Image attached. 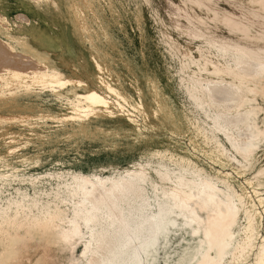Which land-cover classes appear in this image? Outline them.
<instances>
[{
  "label": "bare ground",
  "instance_id": "bare-ground-1",
  "mask_svg": "<svg viewBox=\"0 0 264 264\" xmlns=\"http://www.w3.org/2000/svg\"><path fill=\"white\" fill-rule=\"evenodd\" d=\"M41 2L22 0L21 6L32 10ZM4 4L0 0V99L9 101L21 88L49 86L61 108L44 117L71 123L74 131L67 137L87 134L91 118H116L118 127L96 129L113 136L115 147L120 131L134 145L149 143L159 160L106 175L62 168L30 173L25 170L39 162L38 156L15 157L30 139L2 129L0 264H156L170 233L179 231L194 245L187 244L173 262L166 253L165 264H264V193L258 187L264 167L247 176L264 151L259 116L264 105L257 102L258 96L264 101V0H248V6L234 0L151 6L162 40L179 58L180 82L204 117L202 124L187 115L191 133L156 81L147 78V102L140 86L130 81L137 99L94 54L90 68L82 56L73 58L72 26L92 41L91 0H68L71 22L59 17V30L38 27L24 12L10 19ZM217 26L239 38L221 35ZM54 63L70 73L59 76ZM37 118L34 111L0 115V121ZM37 135L50 141L47 134ZM202 162L215 174L205 172Z\"/></svg>",
  "mask_w": 264,
  "mask_h": 264
},
{
  "label": "rangeland",
  "instance_id": "rangeland-1",
  "mask_svg": "<svg viewBox=\"0 0 264 264\" xmlns=\"http://www.w3.org/2000/svg\"><path fill=\"white\" fill-rule=\"evenodd\" d=\"M4 1L6 13L13 20L18 12H24L38 27L50 30L60 29L57 21L59 17L71 22V16L68 13V0H43L39 7L32 10L24 9L21 6L22 0ZM91 1L96 14L95 21L92 22L88 19L92 25V41L89 40L87 33L83 37H79L72 26L69 35L75 50L73 58L82 56L84 58L82 60L86 61L84 65L90 68L92 66L91 56L94 54L100 61L109 64L115 74L118 73L128 91L137 99H139L138 94L130 81L140 86L143 93L142 98L147 102L151 101L147 78L156 81L164 100L172 108L185 129H190L189 133L193 129L189 117H194L195 121L203 124L204 117L194 108L186 89L180 82L179 58L162 40L158 17L151 7L159 4L161 8L171 9L170 3L177 0H155L152 5H148L145 0ZM234 1L237 5L248 6V0ZM219 4L223 7H230L224 1H220ZM90 16L93 17L94 15L90 13ZM214 29L223 36L233 39L239 38L236 34L226 33L218 26ZM181 42L185 47L188 44L185 38H181ZM54 67L59 76H66L70 73V70L60 63H54ZM10 98L9 101L6 98L0 99V115L7 113L32 114L33 111L38 114V118L31 121H0V143L3 142L2 129L21 131L25 140L30 139L29 144L21 148L20 153L15 157L34 155L38 156L39 162L28 167L25 171L30 173L59 172L62 168L66 172L68 170L84 174L100 172L106 175L114 172V170L131 167L137 162L151 161L155 163L159 160L156 155H153L149 143L143 141L134 145L132 139L125 137L124 133L120 131V135L115 136L119 142V145L115 147L112 142L113 136L107 137L96 129V127H100L103 130H111L118 127L119 122L116 118H91L89 120L90 130L87 134L77 132L67 137V134L74 131L71 123H62L57 119L44 117L48 113L56 114L61 108L60 99L49 86L21 88ZM257 99L258 103L264 105L260 96ZM63 101L66 102L67 100L64 99ZM259 116L260 121H262L264 113H260ZM41 133L47 134L50 141L39 138L37 134ZM160 136L164 137L163 134ZM186 136L182 140L189 144ZM156 142H158L157 139ZM200 156L203 157L202 154ZM10 160L16 161L17 159L10 158ZM201 164L205 172L210 175L215 174V171L208 165L203 162ZM20 165L22 166V163ZM260 167H264V151L260 152L255 167L247 171L249 173L247 176H252L253 170ZM234 174L236 175V173ZM258 187L264 193V182H261ZM11 192L14 190L12 189ZM180 236L181 231L170 233L169 244L157 253L156 264H165L166 253L170 254V262H173L187 244L194 245V240L188 238L187 235L185 236L186 239ZM77 250L76 254L79 255L82 248ZM57 263H59L58 260Z\"/></svg>",
  "mask_w": 264,
  "mask_h": 264
}]
</instances>
